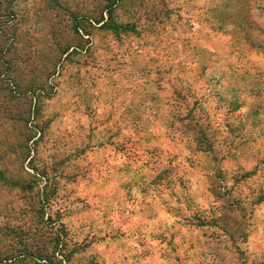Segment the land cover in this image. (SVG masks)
Here are the masks:
<instances>
[{
	"label": "rangeland",
	"instance_id": "374dc122",
	"mask_svg": "<svg viewBox=\"0 0 264 264\" xmlns=\"http://www.w3.org/2000/svg\"><path fill=\"white\" fill-rule=\"evenodd\" d=\"M251 236L264 0H0L3 264H264Z\"/></svg>",
	"mask_w": 264,
	"mask_h": 264
},
{
	"label": "clouds",
	"instance_id": "9594fccd",
	"mask_svg": "<svg viewBox=\"0 0 264 264\" xmlns=\"http://www.w3.org/2000/svg\"><path fill=\"white\" fill-rule=\"evenodd\" d=\"M161 147L166 152H169V153H174L175 152V149H173L172 146L168 142H166V141L161 144ZM176 163L182 165V167L184 169H186V170L188 169L187 164H184L182 159L176 161ZM189 179H193V182L195 183L194 178L189 177ZM165 199H167V197H165ZM201 203H203V201H201ZM173 205H174V201H173ZM179 207L181 209H183V205L182 204ZM204 207L206 208L207 207V204H204ZM156 212H157V218H158V220L164 221L168 225H172V224L176 223V219L174 217L170 216L162 208L156 207ZM176 231H179L182 235H186L187 232H188V229L183 228V227H178L176 229ZM253 242L258 243V244H261V245H264V239H261V238H259L257 236H251V237H249V244L251 245ZM148 243L151 244V246L154 249H157V251H156V253H155L154 257H153V259L155 260V264H165V261L162 260V259H160V252L161 251L168 250L167 249V245H160L158 241H153V240H149ZM174 243L177 244V245L180 244V237L179 236L176 238V240L174 241ZM184 248H187V245H184ZM181 251H183V249Z\"/></svg>",
	"mask_w": 264,
	"mask_h": 264
},
{
	"label": "trees",
	"instance_id": "16d2710c",
	"mask_svg": "<svg viewBox=\"0 0 264 264\" xmlns=\"http://www.w3.org/2000/svg\"><path fill=\"white\" fill-rule=\"evenodd\" d=\"M38 257L40 258V260L45 261L48 264H53V261L51 260V258L46 254L39 255ZM12 258L13 257H8V256L7 257H0V264H3L2 262L6 261V260H9V261L12 260Z\"/></svg>",
	"mask_w": 264,
	"mask_h": 264
}]
</instances>
